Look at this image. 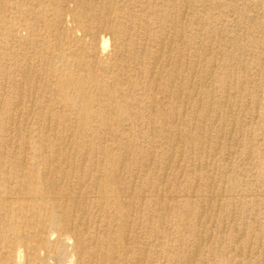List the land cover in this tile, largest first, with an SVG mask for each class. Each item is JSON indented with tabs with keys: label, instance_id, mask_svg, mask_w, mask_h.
<instances>
[{
	"label": "rangeland",
	"instance_id": "374dc122",
	"mask_svg": "<svg viewBox=\"0 0 264 264\" xmlns=\"http://www.w3.org/2000/svg\"><path fill=\"white\" fill-rule=\"evenodd\" d=\"M42 1L43 3H41ZM42 1L35 0L34 2L40 4L38 10L36 12L32 10L34 12L28 14L27 7L30 4L26 0H0V170L10 172L13 165L22 169L26 158L30 157L36 150L41 156L52 157L54 154L57 155V158L59 157L57 159L60 164L57 165L60 166L57 170L58 175L60 170H67L60 177L68 178L69 180H66L68 185V181L71 183L78 181L79 176L74 177L73 174L75 170L80 168L77 169L76 167L83 164L79 160H82L85 155L84 157L87 156L86 158L91 162L90 165H93H91V168L88 162L82 168L85 174L84 177H87L86 187H88L98 175H101L100 181L105 179L104 175L107 173L111 176H117L118 170L116 168L118 166L116 168L113 166V160L124 156L126 159L122 161L124 163L121 168L122 171L120 170L122 179H119L120 183L113 180L114 182L110 183V187L111 185L112 187L118 186L120 190L123 189V194L128 195L129 192V196L133 199L136 196L138 198L143 195L150 199V196H152V199L155 197L162 198L163 203L161 205H155L149 201L147 204L136 203V207H134L138 209L135 213L136 222L133 227L128 229V226L123 224L126 214L117 215L115 214L117 210L107 206L103 199L100 202L89 196L92 195L91 193L87 195V206L84 205L83 207L85 213H87L85 215L86 222L91 221L90 223H93L92 225L89 223L90 228L91 226L95 227V224H97L96 229L100 234L106 233V239L102 242L101 239L98 241L102 247L98 259H104V254L108 250L107 244H109L114 247V255H117L114 264H138V255L134 252L133 254L126 253L128 252L126 249L128 246H125V243L134 242L133 236L137 235L140 241L136 243L140 247L144 245L145 248L147 247V252H144L147 254L141 255L142 258H145L142 264H264V0ZM129 2L130 4L134 3L135 8L126 7ZM228 4H232V8ZM35 6L37 5L35 4ZM155 10L157 12L152 13ZM259 12L260 19L263 20L260 21L262 24L255 23L256 21L250 22L248 18L259 14ZM98 13H104V15L115 18L114 25L125 23L130 25L133 30L134 35L132 37L135 46L129 48L123 46L124 49H117L116 47H122V44L117 45L115 38L107 34L105 44H103V39H99L97 53L93 58L94 61L92 60V63L95 62L100 69L103 68V75H108L111 80L116 77L121 81L124 88L126 86L127 90L122 91L123 93L118 92L115 87H111V89L104 87L101 90H95L86 87L87 84L85 83L73 84L74 80L81 79L83 73L81 71L75 72L72 69L66 70L63 60L58 58L63 53H70L72 49H78L76 45L73 46L70 42L75 38H85L84 31L78 28L83 22L89 21L90 17L98 15ZM130 15H132L131 18ZM145 23H147L146 26L151 28H149V31L151 30L150 37L152 38L148 37V34L147 36L144 34ZM234 37L238 40V45L235 48L231 46L230 42V39ZM89 46L90 41L85 40L80 50L86 51L85 48L89 49ZM133 48L141 50L143 53L140 63L128 59L127 49L131 51ZM119 50H121V56L118 55ZM76 54L75 52L71 59L81 58L80 53ZM27 55L30 58L27 59L28 61L26 60ZM259 60L260 62H258ZM155 62L156 65L151 67V69L154 68L152 69L153 74L151 72L146 73L144 67L153 66ZM117 63L118 66L120 65L124 69L117 68ZM27 67L29 70L31 69L35 80L39 83L34 88L30 84L32 79H28V83L24 82L25 85L22 86L24 90L20 91V83L23 82L24 76L23 70H26ZM120 72H125L128 76L135 73L137 74V80L132 83L128 82L127 78L129 77L125 75L122 81L121 77L123 76L119 75ZM221 72H223L226 79L225 82L220 81L219 83L216 80V75ZM241 89L251 93V96L244 93L245 96L241 97L242 102H246L245 99L248 100L249 98V106L243 108L245 112L240 117V121L243 123L242 126L237 132L229 135V131L223 129L224 120L222 115L227 110V106L223 101L227 98V90H229L231 96H234L239 94L238 90ZM27 90H30V93ZM179 91L181 92L179 93ZM82 93L87 95L88 101L92 105L89 110L81 103ZM183 95L187 96L186 99L183 98ZM196 99H201V101L198 100V102ZM98 100H101V102L99 103ZM242 102L240 103L244 105ZM192 103L198 105L199 108L194 110L193 107L197 106ZM208 107H211L212 110ZM216 109L219 113L216 112ZM90 110L93 112L101 110L103 117H94ZM133 113L138 116L136 121L135 116L131 115ZM163 113L166 116L177 117V119L174 120L173 117L171 122H168L166 117L161 116ZM215 115L218 116L217 119ZM126 116L129 117L131 124L124 119ZM115 120L120 124L119 127L126 123V126L133 128L134 138H132V135L120 134L114 123H112ZM148 121L152 123V126H149L151 123H146ZM219 125L220 127H218ZM197 128H200V131L201 129L202 131L206 130V132L199 134L200 131ZM182 132L186 135L184 136ZM194 135L198 140L203 137L202 142L200 140L199 143L191 144L192 146L189 145L188 147L182 145V137L194 140L195 137H192ZM216 135H219L220 140L217 139ZM86 138L87 143L85 144ZM138 141L144 149H154L152 150L154 151L153 159L150 160L149 156L138 159L133 149L125 148V144L138 143ZM96 142L97 144H95ZM100 143L102 144L100 145ZM212 144L216 146L215 150H217L221 160H225V167L220 164L221 161L218 163L216 159L218 155L213 150L214 146L213 149L210 147ZM228 145L233 147L234 153L244 152V154L239 155V157L236 156L231 153L232 147L228 149ZM101 146L104 147V151H102ZM199 147L203 150L200 158L198 157ZM86 150L90 153H87ZM206 151L208 154H206ZM170 154L173 157L172 160L168 159V161L167 158ZM63 155L65 156L62 157ZM61 157L64 158V161ZM72 158H74L73 161ZM76 159L77 161H75ZM100 163L103 164L100 165ZM49 164L56 166L54 163ZM48 167L47 172H49ZM231 171L233 172L231 173ZM89 172L96 176H91ZM209 172L215 178L214 181L210 182V188L217 195L211 207L210 203H207V197L200 196L199 193V189H203L207 183L206 176L209 175L207 174ZM64 174L66 176L62 177ZM161 174H165L163 178L165 181L162 180L163 175ZM68 175H71V177ZM233 177H237L238 183L234 188H231L230 179ZM58 179L59 176L56 179V176L52 175L43 186L46 187L48 183L52 182L60 183ZM127 182H130V184L128 185ZM222 183H224V186ZM188 184H196L197 192L195 190L187 191L186 187L189 189ZM9 186L13 193H22L25 190L21 178H11ZM86 187H84L83 192L87 194ZM5 189V186L0 184V193L4 192ZM142 192L144 193L142 194ZM155 194L157 196L154 197ZM53 195L59 196L60 193L56 191ZM190 197L202 199L201 204L207 203L209 208L206 204L205 207L211 213L210 220L204 224L205 226L201 222L204 229H209L199 248L194 247L196 239L195 236L190 235L191 232L189 231L191 229H185L186 223L194 219V214L188 212L184 215V219V216L178 215L175 211L178 210L176 207L172 209L175 205L182 206L185 199ZM45 203L46 206H49L50 200L46 198ZM30 205L18 208L19 206L13 204V206L7 207L8 216L0 214V264H84L79 249L76 255L71 254L72 249L75 247V239L70 236L69 231H65L60 238L63 239V243L59 242L58 233H50L47 236V241L44 242L46 248L51 247L52 252L58 253V261L55 258L48 257L46 249L41 250L38 257L26 251L23 240L36 243H39L40 240L36 233V226L39 223L38 215L33 213ZM229 205L231 206L229 207ZM102 207L103 211H101ZM216 208L217 213L215 212ZM99 211H101V214ZM142 214L150 215L151 227L149 232L144 233L142 230ZM223 215H226L227 218ZM93 219L98 221L95 222ZM63 222H67V220H63ZM15 227L22 228L21 230L24 229L25 235L21 233L20 238H14L12 231ZM112 227L113 229H110ZM104 228L105 230H103ZM177 228L182 229V232H177ZM77 231L80 230L75 232ZM83 234L84 232H77V236L82 237V241L87 243V238ZM182 234H184V239L180 244L181 246H179L178 238ZM87 236H89L88 233ZM152 239L156 240L152 243V241L150 242ZM145 242L149 244L147 245ZM186 244L187 246H185ZM91 247L94 248V245H91ZM189 249L190 251L187 254L192 257L196 256L191 257V262H186L182 251L186 253ZM109 255L107 254V256ZM112 261L113 259L107 261L106 264H111ZM98 263L105 264L100 260H94L93 257L92 264Z\"/></svg>",
	"mask_w": 264,
	"mask_h": 264
},
{
	"label": "bare ground",
	"instance_id": "6f19581e",
	"mask_svg": "<svg viewBox=\"0 0 264 264\" xmlns=\"http://www.w3.org/2000/svg\"><path fill=\"white\" fill-rule=\"evenodd\" d=\"M29 4H30V6L29 7H27V13L29 14V13H33L34 11H32V10H35V12L38 10V7H39V2L38 3H36V2H34L35 0H26ZM42 0H40V2H41ZM89 1V0H88ZM99 1V0H98ZM134 1V0H133ZM230 1V0H229ZM238 1V0H237ZM236 1V2H237ZM109 2V1H108ZM119 2H121V1H119ZM41 3H43V1L41 2ZM151 3V2H150ZM231 3V2H230ZM35 4L37 5V6H35ZM236 4V3H235ZM255 4V3H254ZM228 6L229 7H231L232 8V4H228ZM252 6V5H251ZM126 7H134L135 8V4L133 3V4H130V2L126 5ZM234 7V6H233ZM122 8H123V6H122ZM88 10V9H87ZM160 10V9H159ZM233 10V9H232ZM162 11V10H161ZM157 11L155 10V11H152V13H156ZM205 12H206V10H205ZM81 13V12H80ZM104 13H107V14H109L108 12H104ZM104 13L103 14H100V13H98V15H94L93 17H90L89 18V21H87V22H83L82 23V25L78 28V29H81V30H83L84 31V36H85V38H83L84 39V41H83V39L82 38H75L73 41H71L70 43L73 45V46H77L78 47V49H75V50H73L71 47H70V53H63L60 57L58 56V58H61L62 60H63V65L66 67V70H69V69H72V70H74L75 72H78V71H81L82 73H83V75H82V77H81V79L80 80H74V82H73V84H89L88 86L87 85H85L86 87H88L89 89H95V90H101V89H103L104 87L105 88H107V89H111V87H115V88H117L118 89V92H122V91H124V90H127L126 89V86H125V88L123 87V85L121 84V81L120 80H118V79H116V77L115 78H113L112 80L111 79H109V76L108 75H103L102 73H103V68H99V66L95 63V62H93L92 63V60H93V58H94V56H96V53H97V44H98V42H99V39H103L104 40V42H103V44H105V36L107 35V34H110L111 36H113L114 38H115V43L118 45V44H122V47H120V46H118V47H116L117 49L118 48H121V50L122 49H124V47L123 46H125V48H129V47H132V46H135V41L133 40V30L131 29L132 27H130V25H126L125 23H123L122 25H119V24H113V21H115V18L113 19V18H111L109 15H104ZM185 13V12H184ZM111 15V14H110ZM260 12H259V14H256V15H253V16H250L248 19H250V22H254V21H256L255 23H259V24H262V22H260V21H263V20H261L260 18ZM131 16L132 15H130L129 17L131 18ZM164 16V15H163ZM159 17H160V15H159ZM263 17V16H262ZM125 19V18H124ZM166 19V18H165ZM145 20V19H144ZM130 21H131V19H130ZM181 21V20H180ZM146 22V21H145ZM176 22V21H175ZM244 22V21H243ZM249 22V21H248ZM144 23V22H143ZM142 23V24H143ZM180 23V22H179ZM146 24L147 23H145L144 24V30H145V32H144V34L147 36V34H148V37H150V34H151V30L149 31V28L150 27H148V26H146ZM162 25V24H161ZM166 25V24H165ZM77 29V30H78ZM151 29V28H150ZM169 29V28H168ZM251 29V28H250ZM135 31V30H134ZM160 31V30H159ZM250 31V30H249ZM153 33H154V31H153ZM163 33V32H162ZM181 33V32H180ZM245 33V32H244ZM77 34V33H76ZM238 34V33H237ZM251 35V34H250ZM153 36H154V34H153ZM180 36V35H179ZM245 36V35H244ZM78 37V36H77ZM162 37V36H161ZM242 37V36H241ZM150 38H152V37H150ZM172 38H173V36H172ZM77 39V40H76ZM180 39V38H179ZM85 40L86 41H90V46H89V49H87V48H85V50L86 51H84V50H80L82 47H83V42H85ZM75 41V42H74ZM169 41V40H168ZM173 41V40H172ZM211 41V40H210ZM214 41V40H213ZM38 42V41H37ZM164 42V41H163ZM230 42H231V46H233L234 48L238 45V40H237V38L236 37H234V38H231L230 39ZM28 43H29V41H28ZM27 43V44H28ZM145 43V42H144ZM162 43V42H161ZM37 44V43H36ZM26 45V44H25ZM127 45V46H126ZM145 45H146V43H145ZM152 46V45H151ZM176 46V45H175ZM104 47V46H103ZM149 47V46H148ZM156 47V46H155ZM15 49V48H14ZM143 49V48H142ZM161 49V48H160ZM25 50V49H24ZM27 50V49H26ZM34 50V49H33ZM121 50H119L118 51V55H120V52H121ZM170 50V49H169ZM196 50V49H195ZM30 51H32V50H30ZM35 51V50H34ZM33 51V52H34ZM127 51H128V53H127V56H128V59H131V61L132 60H134V61H137V62H141V59L143 58V56H142V51L140 50H137V49H135V48H133V50H128L127 49ZM75 52L78 54V53H80L82 56H81V58L80 59H76V58H72L71 59V57H73L74 55H75ZM159 52V51H158ZM168 52V51H167ZM198 52V51H197ZM157 53V52H156ZM160 53V52H159ZM203 53V52H202ZM28 54V53H27ZM76 54V55H77ZM124 54H125V52H124ZM41 55V54H40ZM257 55V54H256ZM30 56V55H29ZM33 56H34V54H33ZM121 56V55H120ZM147 57V56H146ZM29 57H28V55H27V57H26V60L28 59ZM30 59V58H29ZM28 59V60H29ZM38 59V58H37ZM127 59V58H126ZM151 59V58H150ZM160 59V58H159ZM195 59V58H194ZM240 59V58H239ZM27 60V61H28ZM39 60V59H38ZM37 60V61H38ZM97 60V59H96ZM94 61V60H93ZM189 61V60H188ZM199 61V60H198ZM120 62V61H119ZM136 62V63H137ZM157 62V61H156ZM156 62L153 64V66H150V67H144V71L146 72V73H148V72H153L152 71V69H154V68H152L151 69V67H154V65H156ZM175 62V61H174ZM173 62V63H174ZM197 62V61H196ZM258 62H260V60L258 61ZM142 63H143V61H142ZM178 63V62H177ZM186 63V62H185ZM115 64V63H114ZM128 64V63H127ZM175 64V63H174ZM28 65V64H27ZM34 65V64H33ZM126 65V64H125ZM144 65V64H143ZM187 65V64H186ZM117 68H119V69H124V67H120V65L118 66V63H117ZM124 66V65H123ZM36 67V66H35ZM44 67V66H43ZM61 67V66H60ZM73 67V68H72ZM104 67V66H103ZM230 67V66H229ZM34 68V67H33ZM112 68V67H111ZM115 68V67H114ZM194 68V67H193ZM224 68H226L225 66H224ZM24 69V68H23ZM26 69V68H25ZM106 69V68H105ZM109 69V68H108ZM107 69V70H108ZM41 70V69H40ZM39 70V71H40ZM106 70V71H107ZM110 70V69H109ZM114 70V69H113ZM131 70V69H130ZM38 71V70H37ZM116 71V70H115ZM122 71V70H121ZM133 71V70H132ZM161 71V70H160ZM23 79H22V81L23 82H21L20 84V91H23L24 89H23V87L22 86H24L25 85V83L24 82H27V80L28 79H32V81L30 82V84L31 85H33L34 86V88L35 87H37L38 86V83H39V81H37V80H35V78H34V74H33V72L31 71V69L29 70L28 69V67H27V69L26 70H23ZM110 72V71H109ZM203 72V71H202ZM121 73V72H120ZM199 73H200V71H199ZM153 74V73H152ZM213 74V73H212ZM36 75H38V74H36ZM35 75V76H36ZM119 75H121V76H123V77H121V80L123 81V79H124V76L125 75H127L128 76V74L127 73H125V72H122L121 74H119ZM188 76V75H187ZM192 76V75H191ZM129 78H127L128 79V82H134L135 80H137V74H135V73H131L130 74V76H128ZM244 77V76H243ZM37 79V78H36ZM225 75L223 74V72H221V73H219V74H217L216 75V80L220 83V81H223V82H225ZM159 80V79H158ZM174 80V79H173ZM168 81V80H167ZM53 82V81H52ZM141 82V81H140ZM145 82V81H144ZM187 82V81H186ZM191 82V81H190ZM230 82V81H229ZM245 82V81H244ZM24 83V84H23ZM28 83V82H27ZM155 83V82H154ZM193 83V82H192ZM227 83H228V80H227ZM30 85V86H31ZM155 85V84H154ZM191 85V84H190ZM189 85V86H190ZM241 85V84H240ZM46 86V85H45ZM152 86V85H151ZM171 86H172V83H171ZM174 86V85H173ZM243 86V85H242ZM187 87V86H186ZM240 87V86H239ZM17 88V87H16ZM33 88V87H32ZM132 88V87H131ZM153 88V87H152ZM228 89V88H227ZM235 89V88H234ZM19 90V89H18ZM33 90V89H32ZM71 90V89H70ZM139 90V89H138ZM210 90V89H209ZM29 93H30V90H27ZM174 91V90H173ZM176 91V90H175ZM186 91H187V89H186ZM229 90H227L226 91V93L228 94V95H226L227 96V98L223 101L225 104H226V106H227V110H225L226 112H224L225 114H223L222 116V118H223V120H224V126H223V129H225V131H229L228 133H229V135H232V133H234V132H237L238 131V129L242 126V122L240 121V117H241V115H242V113L243 112H245V110L243 109L244 107L245 108H248V100H249V98H248V100L247 99H245V101L246 102H242V100H241V97H243V96H245L244 95V93H246L247 95H250L251 93L249 92L248 93V91L246 92L245 90H243V89H241V90H238V93L239 94H236V95H234V96H231L230 94H229V92H228ZM83 92V91H82ZM117 92V91H116ZM181 91H179V93H180ZM211 92V91H210ZM213 92V91H212ZM235 92H236V90H235ZM123 93V92H122ZM193 93V92H192ZM225 93V94H226ZM234 93V92H233ZM171 94H172V92H171ZM178 94V93H177ZM177 94H176V96H177ZM184 94H185V92H184ZM214 94V93H213ZM212 94V95H213ZM82 96H81V103H83V105H85L86 107H87V109L89 110L91 107H92V105H91V103H89V101H88V97H87V95L86 94H84V93H82L81 94ZM186 95V94H185ZM253 95V94H252ZM112 96V95H111ZM180 96H181V94H180ZM207 96V95H206ZM251 96V95H250ZM34 97V96H33ZM187 97V96H186ZM186 97L183 95V98H185L186 99ZM211 98H212V96H210ZM35 98V97H34ZM178 98H179V95H178ZM204 98V97H203ZM208 99V98H207ZM213 99V98H212ZM133 100V99H132ZM190 100V99H189ZM191 100H192V98H191ZM197 100V99H196ZM199 100V99H198ZM197 100V101H198ZM206 100V99H205ZM107 101V100H106ZM180 101V100H179ZM196 101V102H197ZM199 101H201V99L199 100ZM198 101V102H199ZM222 101V100H221ZM98 102L100 103L101 102V100H98ZM183 102V101H182ZM181 102V103H182ZM210 102H212V101H210ZM209 102V103H210ZM218 102V101H217ZM240 102H242V103H244V105L243 104H241ZM185 104H186V102H184ZM191 103V102H190ZM206 103V102H205ZM204 103V104H205ZM215 103V102H214ZM238 103H240V104H238ZM184 104V105H185ZM193 104V103H192ZM200 104V103H199ZM207 104V103H206ZM205 104V105H206ZM220 104V103H219ZM219 104H217V105H219ZM225 104H224V106H225ZM183 105V104H182ZM193 105H196V104H193ZM208 105V104H207ZM222 105V104H221ZM15 106V105H14ZM128 106H130V104H128ZM197 107H193L194 108V110H197V108H199L198 107V105H196ZM210 106V105H209ZM212 106H214V105H212ZM211 106V107H212ZM19 107H20V105H19ZM178 107H180V106H178ZM211 107H208V109L210 108L211 109ZM220 107V106H219ZM182 108H183V106H182ZM185 108V107H184ZM206 108V107H205ZM14 109H16V108H14ZM215 109V108H214ZM183 110H185V109H183ZM212 110V109H211ZM219 110H220V108H219ZM203 111V110H202ZM201 111V112H202ZM214 111V110H213ZM184 112V111H183ZM182 112V113H183ZM205 112H206V110H205ZM216 112H217V109H216ZM215 112V113H216ZM90 113L94 116V117H96V118H98V117H100V116H102L103 117V113H102V111L101 110H97L96 112H93V111H91L90 110ZM185 113V112H184ZM192 113H193V111H192ZM195 113H197V112H195ZM210 113V112H209ZM217 113H219V111L217 112ZM129 114V113H128ZM194 114V113H193ZM20 115V114H19ZM90 115V114H89ZM131 115H134L135 116V121L137 120V115L136 114H131ZM173 115V114H172ZM181 115V114H180ZM189 115H190V117H191V114L189 113ZM188 115V116H189ZM199 115H200V113H199ZM208 115V114H207ZM218 115H220V114H218ZM161 116H163V118H165L166 117V119H167V121L168 122H171V119L174 117H171V115L170 116H166L164 113L161 115ZM178 116V115H177ZM184 116V115H183ZM204 116V115H203ZM216 116V115H215ZM12 117V116H11ZM18 117V116H17ZM51 117V116H50ZM180 117V116H179ZM181 117H182V115H181ZM194 117H196V116H194ZM206 117V116H205ZM208 117V116H207ZM217 117L218 116H216V119H217ZM220 117V116H219ZM74 118V117H73ZM175 118V117H174ZM82 119H84L83 117H82ZM124 119H126V120H128L129 121V123L131 124V121H130V119H129V117L128 116H126V117H124ZM177 119V117L174 119V120H176ZM187 121H188V119L187 118H185ZM200 119H201V117H200ZM213 119V118H212ZM215 119V120H216ZM55 120V119H54ZM86 120V119H85ZM181 120V119H180ZM182 120H183V118H182ZM191 120H193V119H191ZM196 120V119H195ZM207 120V119H206ZM190 121V120H189ZM202 121H203V119H202ZM18 122V121H17ZM199 122V121H198ZM200 122H201V120H200ZM208 122V121H207ZM215 122V121H214ZM57 123V122H56ZM77 123V122H76ZM85 123V122H84ZM112 123H114V125L116 126V128L118 129V131H119V133L120 134H127L128 136H131L132 135V138H134V136H135V133L133 132V128L131 129V128H129L128 126H126L125 124L124 125H122L121 127H119L120 126V124L118 123V121L117 120H115V121H113ZM146 123H151L150 121H148V122H146ZM173 123H174V121H173ZM217 123V122H216ZM119 124V125H118ZM199 124H202V123H199ZM208 124V123H207ZM221 124V123H220ZM248 124V123H247ZM83 125H85V124H83ZM188 125V124H187ZM8 126V125H7ZM9 126H10V123H9ZM52 126V125H51ZM149 126H152V123L149 125ZM203 126H204V124H203ZM203 126H202V128H203ZM212 126V125H211ZM55 127V126H54ZM147 127V126H146ZM198 127H199V125H198ZM215 127V126H214ZM218 127H220V125L218 126ZM217 127V128H218ZM201 128V127H200ZM199 128V129H200ZM210 128V127H209ZM208 128V129H209ZM216 128V129H217ZM228 128V129H227ZM47 129V128H46ZM81 129V128H80ZM198 128H197V130H199ZM206 129V128H205ZM208 129H207V132H208ZM221 129V128H220ZM227 129V130H226ZM49 130V129H48ZM69 130V129H68ZM149 130V129H148ZM211 130V129H210ZM209 130V131H210ZM213 130V129H212ZM219 130V129H218ZM217 130V131H218ZM200 131V130H199ZM224 131V130H223ZM55 132V131H54ZM201 132L204 134L205 132H206V130L204 131H202V129H201V131H200V133L199 134H201ZM53 133V132H52ZM51 133V134H52ZM117 133V132H116ZM158 133V132H157ZM183 134H184V132H182ZM190 133V132H189ZM194 133H196V132H194ZM211 133H212V131H211ZM210 133V134H211ZM213 133H214V131H213ZM221 133V132H220ZM224 133V132H223ZM222 133V134H223ZM56 134V133H55ZM59 134V133H58ZM209 134V135H210ZM153 135V134H152ZM186 134H184V136H185ZM196 135V134H195ZM192 136V137H195L194 138V140H192L191 138H187V137H182L181 138V143H182V145L183 146H189V145H191V144H194V143H199L200 142V140L203 138H200L199 140L196 138V136ZM208 135V137H210ZM214 135V134H213ZM228 135V134H227ZM227 135H226V137H227ZM47 136V135H46ZM54 136V135H53ZM69 136H70V134H69ZM142 136L144 137V135H143V133H142ZM178 136V135H177ZM183 136V135H182ZM189 136V135H188ZM202 136H204V135H202ZM217 136V135H216ZM219 136V135H218ZM217 136V139L219 138ZM222 136V135H221ZM65 137V136H64ZM190 137V136H189ZM198 137V136H197ZM229 137V136H228ZM232 137V136H231ZM67 138V137H66ZM214 138V137H213ZM95 139V138H94ZM230 139V138H229ZM234 139V138H233ZM64 140H65V138H64ZM79 140V139H78ZM87 140V138L85 139V141ZM89 140V139H88ZM203 140V139H202ZM202 140H201V142H202ZM219 140H220V138H219ZM44 141V140H43ZM43 141H42V143H43ZM205 141V140H204ZM209 141V140H208ZM90 142V141H89ZM99 142H100V139H99ZM102 142V141H101ZM156 142V141H155ZM41 143V144H42ZM63 143V142H62ZM67 143V142H66ZM87 143V141L85 142V144ZM104 143V142H103ZM125 143V142H124ZM207 143H209V142H207ZM226 143V142H225ZM224 143V144H225ZM44 144V143H43ZM59 144H61V143H59ZM65 144V143H64ZM90 144V143H89ZM95 144H97V142L95 143ZM102 143H100V145H101ZM201 145H202V143H200ZM199 144V145H200ZM215 144H216V142H215ZM221 144V143H220ZM229 144V143H228ZM52 145H54V144H52ZM98 145H99V143H98ZM152 145V144H151ZM198 145V146H199ZM219 145V144H218ZM217 145V146H218ZM83 146V145H82ZM86 146H88V145H86ZM90 146H91V144H90ZM97 146V145H96ZM96 146H94L95 148H96ZM102 146H104V145H102ZM101 146V147H102ZM192 146V145H191ZM208 147H209V144L207 145ZM206 146V147H207ZM213 144H212V146H210L211 147V149H213ZM261 146V145H260ZM52 147H56V146H52ZM84 147V146H83ZM155 147V146H154ZM200 147H203V146H200ZM200 147H199V151H198V157L200 158V156L203 154V150L202 149H200ZM215 147L216 146H214V152L218 155V152H217V150H215ZM228 147H229V145H228ZM232 147V146H231ZM231 147H229L228 149H231ZM80 148H81V145H80ZM88 148H90V147H88ZM103 148L104 147H102V151H104L103 150ZM125 148H128V149H133L135 152H136V156H137V158L138 159H142L144 156H149L150 157V160H151V158H152V156H153V152L154 151H152V150H154V149H151V150H146V149H144V147L140 144V142L138 141V143H136V142H134L133 144H131V142L130 143H127V144H125ZM38 149V148H37ZM85 149H86V147H85ZM99 149V148H98ZM127 149V150H128ZM183 149V148H182ZM208 149V148H207ZM206 149V150H207ZM68 150H70V149H68ZM88 151H89V149H87ZM87 150H86V152H87ZM101 150V149H100ZM126 150V151H127ZM205 150V149H204ZM213 150H212V152H213ZM45 151V150H44ZM53 151V150H52ZM82 151V150H81ZM102 151H100V152H102ZM150 151H152V152H150ZM211 151V150H210ZM72 152V151H71ZM74 152H76V151H74ZM85 152V151H84ZM109 152V151H108ZM111 152V151H110ZM124 152V151H123ZM172 152V151H171ZM228 152V151H227ZM230 152V151H229ZM235 151H233V147H232V149H231V153H234ZM38 153V151H34L33 152V154L30 156V157H28V158H26V161L24 162V164H23V168L22 169H20L18 166H16V165H13V167H12V170L10 171V172H8V171H6V170H0V184H2L3 186H5V190H4V192H1L0 193V214H3V215H6V216H8V213H7V207L8 206H10V205H12L13 206V204H16L17 206H19L18 208H22V207H26V206H28V205H30V207H31V209L33 210V213L34 214H37L38 215V220H39V223L37 224V226H36V233H37V235L40 237V240H39V243H36V242H28V241H26V240H23V245H24V247H25V249H26V251L29 253V254H33V255H35L36 257H38V255L41 253V250H43V249H46L47 250V252H48V257H52V258H55L56 259V261H58L59 260V257H57V254H56V252H52V249H51V247H49V248H46V245H44V242H45V240L47 239V236L50 234V233H58V237H59V239L64 235V232L65 231H69L70 232V236L72 237V238H74L75 239V247L72 249V255H76L78 252H77V250L79 249V251L81 252V255H82V259H83V262H84V264H92V261H93V257H94V260H100L101 262H104L105 264H106V262L107 261H111L112 259H113V261H112V263L111 264H114V262H115V259H117L116 257H117V255L115 256L114 255V247L112 246L111 247V245H109V244H107L108 245V250L105 252V254H104V259H98V256H99V254H100V252H101V250H102V247H101V243H98V241H100V239H101V242H102V240L104 241L105 239H106V236H105V232H104V234H100L99 232H98V230L96 229V226L98 227V225L97 224H95L96 226L95 227H93V226H91V228H90V225H89V223L91 222H89L88 223V221L86 222V217H85V215L87 214V213H85V211H84V205H86L87 206V202H88V196L87 195H89L90 193L92 194V195H89V196H92V197H94V198H96V200H99L100 202H102V199H103V202H106L105 204L107 205V206H109L111 209H113V210H117L116 212H115V214H117V215H124V214H126V216H125V219H123V224L125 225V226H128V229L129 228H131V227H133V225L135 224V222H136V211L138 210V209H135L134 207H136V203H142V204H147V203H154L155 205H161L162 203H163V199L161 200L159 197H155V196H157L156 194L155 195H153L155 198H153L152 199V196H150V199L149 198H146V197H144V195L143 196H140V197H138V198H131L129 195V192H128V195H125V194H123L124 192L122 191L123 189H119V187L118 186H114V187H112V185H111V187H110V183L114 180V181H116V183H120V180L122 179L121 178V173L122 172H120V170H121V168L123 167V163L124 162H122L123 160H125L126 158L124 157V156H122L120 159H118V157L117 158H114V160H113V166L116 168L117 166H118V168H116L117 170H118V172H117V176L115 175H113V176H111L109 173H107V174H105L104 176V180H101L100 181V176L101 175H98L97 177H95L93 174H92V172L90 173L91 174V176L93 175L95 178H94V183L93 182H91V186L90 185H88V187H86V184L88 183V181H87V177L85 178L84 177V171H83V166H86L87 165V163L89 162V160H88V158H86V157H84L83 156V158H82V160H79V162L80 161H82V163L83 164H81L82 165V167H81V165H80V163H78L80 166H78V167H76L78 170H75V173L73 174V176L75 177V176H79V178H78V181L76 182V183H71L70 181H68V185H67V183H66V180H69L68 178L67 179H65V178H61L60 177V175L62 174V173H64L65 171H67V170H65V169H62V170H60V174L58 175V169L60 168V166L58 167L57 165H60L59 164V160H57L58 158H57V155H52V157H50V156H41L39 153ZM63 153V152H62ZM87 153H90V152H87ZM211 153V152H210ZM222 153V152H221ZM83 154V153H82ZM93 154V153H92ZM92 154H90V155H92ZM105 154V153H104ZM124 154V153H123ZM129 154H130V152H129ZM172 154V153H171ZM170 154V156H168V158H167V160L169 159H171L172 160V155ZM206 154H208L207 153V151H206ZM229 154V153H228ZM236 156H238L239 157V155H242V154H244V152L242 153V152H236V153H234ZM58 155H60V154H58ZM67 155V154H66ZM78 155H79V153H78ZM211 155V154H210ZM212 155H213V153H212ZM65 155H63L62 157H64ZM68 156H71V155H69L68 154ZM80 156H81V154H80ZM105 156V155H104ZM120 156V155H119ZM167 156V155H166ZM182 156V155H181ZM207 156V155H206ZM205 156V157H206ZM222 157H223V155H221ZM61 157V159H62V161H64L63 159L64 158H62ZM72 157V156H71ZM74 157V156H73ZM92 157V156H91ZM96 157V156H95ZM94 157V158H95ZM127 157V156H126ZM212 157V156H211ZM67 158V157H66ZM76 158V157H75ZM154 158V157H153ZM152 158V159H153ZM223 158H225V157H223ZM92 160H93V158H91ZM105 159V158H104ZM130 159V158H129ZM132 159H134V158H132ZM204 159V158H203ZM202 159V160H203ZM206 159V158H205ZM217 159V161H218V163L221 161V165H225V160H221V157H220V155H218V157L216 158ZM67 160H69V158H67ZM74 160V158H72V161ZM94 160H96V159H94ZM145 160H147L146 158H145ZM168 160V161H169ZM212 160V159H211ZM75 161H77V159L75 160ZM74 161V162H75ZM166 161V160H165ZM167 161V162H168ZM216 161V162H217ZM222 161H223V163H222ZM70 162V161H69ZM100 162V161H99ZM132 162V161H131ZM152 162V161H151ZM176 162V161H175ZM201 162V161H200ZM199 162V163H200ZM227 162V161H226ZM230 162V161H229ZM49 163H54V164H56V166L54 167L53 166V164H49ZM60 163H61V161H60ZM71 163V162H70ZM69 163V164H70ZM73 163V162H72ZM90 163L91 162H89V165H90ZM93 163V162H92ZM95 163H96V161H95ZM95 163H93L94 165H95ZM140 163V162H139ZM150 163V162H149ZM168 163H171V162H168ZM179 163V162H178ZM215 163V162H214ZM231 163V162H230ZM49 165V167H48V165ZM61 164H63V162L61 163ZM76 164H77V162H76ZM103 164V163H102ZM101 163H100V165H102ZM108 164V163H107ZM106 164V165H107ZM126 164V163H125ZM151 164V163H150ZM217 164V163H216ZM227 164V163H226ZM66 165H68V164H66ZM74 165V164H73ZM92 165V164H91ZM90 165V167L92 168V166ZM140 165V164H139ZM146 165V164H145ZM231 165V164H230ZM49 168L48 170H49V172H47V167ZM62 166V165H61ZM69 166V165H68ZM167 166V165H166ZM169 166V165H168ZM167 166V167H168ZM176 166V165H175ZM197 166H199V165H197ZM196 166V167H197ZM207 166V165H206ZM217 166V165H216ZM215 166V167H216ZM74 167V166H73ZM89 167V169H91ZM103 167V166H102ZM101 167V168H102ZM139 167V166H138ZM150 167V166H149ZM157 167V166H156ZM170 167V166H169ZM185 167V166H184ZM203 167H204V164H203ZM225 167V166H224ZM63 168V167H62ZM65 168V167H64ZM101 168H99V169H101ZM214 168V167H213ZM212 168V169H213ZM227 168V167H226ZM225 168V169H226ZM233 168H234V166H233ZM98 169V170H99ZM174 169V168H173ZM203 169V168H202ZM215 169V168H214ZM217 169H219V168H217ZM221 169V168H220ZM224 169V170H225ZM231 169V168H230ZM139 170V169H138ZM227 170V169H226ZM236 170V169H235ZM235 170H233V171H235ZM51 171V172H50ZM91 171V170H90ZM93 171V170H92ZM105 171H106V169H105ZM104 171V173H106ZM122 171V170H121ZM145 171V170H144ZM233 171H231V173L233 172ZM86 172V171H85ZM110 172V171H109ZM225 172V171H224ZM228 172H229V169H228ZM236 172H238V171H236ZM9 173H10V180H11V178H15V179H19V178H21V183H22V185L25 187V190L22 192V193H13V190H11V188H10V186H9V183H10V180H9ZM69 174H70V172H68ZM88 173V174H89ZM167 173V172H166ZM221 173V172H220ZM156 174V173H155ZM197 174V173H196ZM207 174H209V175H205L206 176V179H207V183H206V185L203 187V189L201 188V189H199V193L201 194L200 196H206L207 197V203H210V207L212 206V202L215 200V198H216V194H215V192L212 190V188H210V182H212V181H214L215 180V178H214V176H213V174L211 173V172H209V173H207ZM228 174V173H227ZM249 174V173H248ZM56 176V179L58 178V176H59V181H60V183H58V182H52V183H48V186H43V184H45L49 179H50V177L51 176ZM135 175V174H134ZM161 175H163V174H161ZM224 175V174H223ZM64 176H66L65 174L62 176V177H64ZM68 176H70L71 177V175H68ZM90 176V175H89ZM137 176V175H136ZM135 176V177H136ZM197 176H199V175H197ZM201 176V175H200ZM220 176V175H219ZM219 176H217V177H219ZM222 176V175H221ZM225 176V175H224ZM224 176H223V178H224ZM251 176V175H250ZM142 177V176H141ZM165 177V174L162 176V180L163 181H165V179H163ZM132 178V177H131ZM161 178V177H160ZM159 178V179H160ZM194 178V177H193ZM196 178V177H195ZM220 178V177H219ZM120 179V180H119ZM135 179V178H134ZM222 179V178H221ZM226 179V178H225ZM92 180H93V178H92ZM161 180V179H160ZM223 180V179H222ZM221 180V181H222ZM72 181V180H71ZM113 181V182H114ZM133 181V180H132ZM131 181V182H132ZM196 181V180H195ZM217 181V180H216ZM220 181V182H221ZM224 181H226V180H224ZM223 181V182H224ZM42 183V184H41ZM128 183V182H127ZM134 183V182H133ZM133 183H131L132 185H133ZM153 183V182H152ZM160 183V182H159ZM196 183H197V181H196ZM238 183V179H237V177H233V178H231L230 179V184H231V188H234L235 187V185ZM122 184V183H121ZM124 184V183H123ZM130 184V182L128 183V185ZM198 184V183H197ZM127 185V184H126ZM189 185V184H188ZM196 185V184H195ZM195 185H189V189L186 187V189H187V191L188 190H195L196 192H197V188L195 187ZM221 185V184H220ZM222 185L224 186V183H222ZM43 186V187H42ZM198 186V185H197ZM84 187H86V192H87V194L85 193V192H83L84 191ZM130 187H132V186H130ZM224 188V187H223ZM132 189V188H131ZM145 189V188H144ZM221 190V189H220ZM56 191H59V193H60V195L59 196H57V195H53V193H55ZM131 191V190H130ZM133 191V190H132ZM218 191V190H217ZM123 192V193H122ZM223 192H224V190H223ZM132 193V192H131ZM144 192H142V194H143ZM156 193V192H155ZM186 193V192H185ZM218 193V192H217ZM17 195V196H14V195ZM141 194V195H142ZM158 194V193H157ZM192 194H193V192H192ZM221 194H223V193H221ZM19 195V196H18ZM140 195V194H139ZM199 195V194H198ZM227 195V194H226ZM233 195V194H232ZM235 195V194H234ZM245 195V194H244ZM255 195V194H254ZM219 196V195H218ZM160 197H161V195H160ZM192 197H194V196H192ZM192 197H190V198H187V199H185V201H184V203H183V205L182 206H180V205H175V206H173L172 207V209H174L175 207L178 209V210H175L177 213H178V215H182V216H184L186 213H192V214H194V219H192V220H190L189 221V223H186V225H185V229H191L189 232H191L190 233V235L191 236H195L194 238L196 239V244H194L195 246L194 247H200L201 245H202V243H203V241L205 240V238H206V236H207V232H208V229H204L203 227L205 226L204 224L206 223V222H208L209 220H210V217H211V213H209V211H207V207H205V204L207 205V203H202L201 204V201H202V199H199V198H196V199H193ZM46 198H48V200H50V205L49 206H46V203H45V200H46ZM98 198V199H97ZM89 199H91V198H89ZM96 200H94V202H96ZM219 200V199H218ZM224 200H227V199H224ZM149 201V202H148ZM94 202H93V206H94ZM246 202V201H245ZM98 203V202H97ZM225 203V202H224ZM234 203V202H233ZM98 204H100V203H98ZM101 204H103V203H101ZM220 204V203H219ZM88 205H90V204H88ZM141 205V204H140ZM225 205V204H224ZM234 205V204H233ZM100 206H102V205H100ZM208 206V205H207ZM231 205H229V207H230ZM104 207V206H103ZM103 207L101 208V209H98V210H101V211H103ZM208 208H209V206H208ZM224 208V207H223ZM226 208V207H225ZM86 209H88V208H86ZM92 209H93V207H92ZM222 209V208H221ZM221 209H220V211H221ZM228 209V208H227ZM226 209V210H227ZM95 210H96V208H95ZM140 210V209H139ZM158 210V209H157ZM213 210V209H212ZM233 210V209H232ZM101 211H99L100 212V214H101ZM105 211V210H104ZM217 211V208H216V210H215V212ZM225 211V210H224ZM241 211V210H240ZM98 212V213H99ZM140 212V211H139ZM231 212V211H230ZM108 213V212H107ZM217 213V212H216ZM225 213H227V212H225ZM105 214H106V212H105ZM152 214V213H151ZM222 214V213H221ZM224 214V213H223ZM230 214V213H229ZM89 215V214H88ZM90 215H92V214H90ZM94 215H96V214H94ZM99 215V214H98ZM104 215V214H103ZM112 215V214H111ZM191 215V214H190ZM233 215V214H232ZM116 216V215H115ZM150 216V215H149ZM148 216V214H142V216H141V219H142V221H143V224H142V230L144 231V233L145 232H149V230H150V227H151V223L149 222V220L151 219L150 217ZM224 216V215H223ZM228 216V215H227ZM106 217V216H105ZM152 217V216H151ZM224 217H226V215L224 216ZM93 218H95V217H93ZM190 218H191V216H190ZM227 218V217H226ZM92 219V218H91ZM90 219V220H91ZM98 219V218H97ZM116 219V218H115ZM139 219V218H138ZM184 219H185V216H184ZM221 219V218H220ZM63 220H67V222H63ZM94 221H95V219H93ZM99 220V219H98ZM98 220H96L95 222H97ZM102 220V219H101ZM229 220V219H228ZM230 220H232V219H230ZM254 220V219H253ZM94 221H92V222H94ZM106 221V220H105ZM109 221V220H108ZM107 221V222H108ZM152 221H154V220H152ZM106 222V223H107ZM201 222H202V225H204V226H202L201 225ZM146 223V224H145ZM184 223V222H183ZM213 223H214V221H213ZM244 223H246V222H244ZM91 224V223H90ZM93 224V223H92ZM91 224V225H92ZM165 224V223H164ZM221 224V223H220ZM153 225V224H152ZM182 225V224H181ZM202 227H201V226ZM230 226V225H229ZM104 227V226H103ZM108 227V226H107ZM178 227V226H177ZM199 227H200V229H199ZM201 228H203V229H201ZM207 228V227H206ZM22 228H19V227H15L14 229H13V231H12V234H13V237L14 238H20V234L21 233H23V235H25V230L23 229V230H21ZM100 229H102L101 227H100ZM106 229H108V228H106ZM110 229H113V227L112 228H110ZM153 229V228H152ZM158 229H159V227H158ZM243 229V228H242ZM76 230H80L81 232H84V236L87 238V243L86 242H83L82 241V237L81 238H79L78 236H77V232L79 233L80 231H77V232H75ZM90 230V231H89ZM103 230H105V228L103 229ZM137 230V229H136ZM207 230V231H206ZM223 230V229H222ZM108 231V230H107ZM159 231V230H158ZM176 231L177 232H182V229L180 230L179 228H177L176 229ZM114 232V231H113ZM117 232V231H116ZM87 233L89 234V236H87ZM101 233H103V232H101ZM110 233H111V231H110ZM126 233H127V231H126ZM143 233V232H142ZM165 233V232H164ZM261 233V232H260ZM113 234V233H112ZM180 234V233H179ZM209 234V233H208ZM223 234V233H222ZM81 235V234H80ZM108 235V234H107ZM146 235V234H145ZM127 236H128V234H127ZM126 236V237H127ZM133 236V235H132ZM142 236V235H141ZM161 236V234L159 235V237ZM162 236H163V234H162ZM262 236V235H261ZM112 237V236H111ZM138 237L139 236H133V239H134V242H132V243H125V246H128L126 249H127V251L128 252H126V253H131V254H133V252L134 253H136L137 255H138V257H137V255H136V257H137V259L139 258V260H138V264L139 263H144V260H145V258H142V256L141 255H146L144 252H147V247L145 248V245L143 246V247H140L137 243L140 241L139 239H138ZM157 237V236H156ZM158 237V238H159ZM109 238V237H108ZM155 238V237H154ZM162 238V237H161ZM128 239V238H127ZM173 239V238H172ZM179 239V243H178V245L179 246H181L180 244H181V242L183 241V239H184V234H182V236L180 237V238H178ZM187 239V238H186ZM190 239V238H189ZM112 240V239H111ZM154 240H156V239H152V240H150V242L152 241V243L154 242ZM164 240V239H163ZM168 240H169V238H168ZM175 240V239H174ZM245 240V239H244ZM47 241V240H46ZM131 241V240H130ZM215 241V240H214ZM238 241V240H237ZM59 242H61V243H63V239H60L59 240ZM137 242V243H136ZM149 242V241H148ZM149 242V243H150ZM155 242H157V241H155ZM250 242V241H249ZM146 243V242H145ZM144 243V244H145ZM149 243H146L147 245L149 244ZM189 243V242H188ZM187 243V244H188ZM252 243V242H251ZM85 244V245H84ZM124 244V243H123ZM187 244L185 245V246H187ZM221 244V243H220ZM91 245H94V248H92L91 247ZM160 245V244H159ZM166 245V244H165ZM262 245V244H261ZM53 246V245H52ZM124 246V245H123ZM154 246V245H153ZM171 246V245H170ZM184 246V247H185ZM54 247V246H53ZM106 247V246H105ZM111 247V248H110ZM193 247V246H192ZM232 247V246H231ZM245 247H246V245H245ZM251 247V246H250ZM110 248V249H109ZM168 249V248H167ZM187 249V248H186ZM146 250V251H145ZM182 250V249H181ZM199 250V249H198ZM234 250V249H233ZM159 251V250H158ZM186 251V250H185ZM190 251V249L189 250H187L186 251V253L185 252H183L182 251V254H183V258H184V260H186V262H191V259L193 258V257H195V256H191L190 254L188 255L187 254V252H189ZM192 251V250H191ZM258 251V250H257ZM192 252H194V251H192ZM264 252V251H263ZM94 253H95V255H94ZM159 253V252H158ZM241 253V252H240ZM107 254H110L109 256H107ZM152 254V253H151ZM194 254V253H193ZM196 254V253H195ZM180 255V254H179ZM107 256V257H106ZM140 256H141V258H140ZM158 256V255H157ZM135 257V256H134ZM146 257V256H145ZM192 257V258H191ZM136 259V258H135ZM152 259V258H151ZM150 259V260H151ZM182 259V258H181ZM202 259V258H201ZM149 260V259H148ZM153 260V259H152ZM151 262V261H150ZM152 262H154V261H152ZM183 262H185V261H183ZM260 262V261H259ZM98 264H100V263H98ZM181 264V263H180ZM187 264V263H186ZM190 264V263H189Z\"/></svg>",
	"mask_w": 264,
	"mask_h": 264
}]
</instances>
